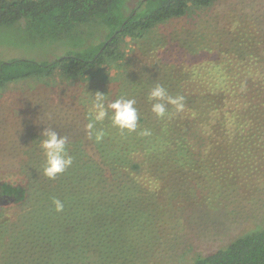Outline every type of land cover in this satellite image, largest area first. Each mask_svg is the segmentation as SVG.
Listing matches in <instances>:
<instances>
[{"label":"trees","instance_id":"obj_1","mask_svg":"<svg viewBox=\"0 0 264 264\" xmlns=\"http://www.w3.org/2000/svg\"><path fill=\"white\" fill-rule=\"evenodd\" d=\"M216 1L0 0V27L17 25L33 42L73 40L83 26L96 24L106 32L97 46L66 51L50 62L0 61V90L20 82L53 87L61 79L95 89L117 81L109 101L135 99L139 115L132 133L112 127L109 119L99 123L106 133L99 144L85 131L90 107L82 126L51 125L67 137L73 158L55 179L43 175L41 139L23 142L34 154L18 171L0 172V264H147L143 249L155 246L148 233L162 216L168 223L179 217L167 215L164 197L182 202L183 186L196 183L202 169L207 180L216 181L214 172L240 168L253 147L264 143V54L240 48L234 61L211 63L192 46L180 52L167 48V41L145 51L132 73L124 70L127 39H143L156 26ZM156 83L185 98L182 112L168 106L162 119L152 113L148 94ZM145 129L150 136L140 134ZM210 163L215 169L209 172ZM158 195L164 196L161 202ZM54 199L63 202L62 212H55ZM151 200L161 214L147 208ZM190 264H264V228L197 255Z\"/></svg>","mask_w":264,"mask_h":264},{"label":"rangeland","instance_id":"obj_2","mask_svg":"<svg viewBox=\"0 0 264 264\" xmlns=\"http://www.w3.org/2000/svg\"><path fill=\"white\" fill-rule=\"evenodd\" d=\"M139 1L127 0L130 5ZM81 32L82 36L73 40L44 43L31 41L17 25L1 26L0 61L32 58L50 62L66 51L97 46L106 34L99 24L83 26ZM167 41H170L167 48L180 52L185 50L184 45L192 46L199 59L211 63L217 58L222 62L234 61L240 48L244 52L252 51L251 55H263L264 0H218L208 8L190 10L185 17L156 26L143 39H127L125 52L129 67L124 70L128 75L132 73L144 59L145 51L159 49ZM58 81L53 87L20 82L0 90V172L18 171L20 164H25L27 157L34 154L27 151L28 145L24 146L23 142L32 137L43 139L41 133L45 127L50 129L59 123L82 126V119L85 121L87 110L92 108L89 93H104L111 102V89L120 85L113 81L111 85L92 89L87 84ZM253 148V155L240 168L230 173L214 172L216 181L207 180L208 173L202 169L196 183L183 186L186 192L182 202H173L168 195L157 196L160 202L164 197L169 203L167 215L179 217L168 223L163 221L166 216H162L159 220L162 222L148 233L149 241L156 247L143 249L147 264H190L197 255L215 252L236 237L264 228V143L258 142ZM227 167L233 168L231 164ZM213 169L210 163L207 171ZM218 173L223 176L222 182H218ZM192 174H185V179L192 178ZM187 194L190 197L186 198ZM147 208L155 215L162 213L152 200Z\"/></svg>","mask_w":264,"mask_h":264},{"label":"clouds","instance_id":"obj_3","mask_svg":"<svg viewBox=\"0 0 264 264\" xmlns=\"http://www.w3.org/2000/svg\"><path fill=\"white\" fill-rule=\"evenodd\" d=\"M92 98V114L88 118L85 131L89 139H93L99 144L103 141L106 133L97 125L105 119H109L111 126L121 132H135L138 128V110L135 99H128L123 96L108 102L104 93H89ZM148 100L151 103V111L158 119L164 118L168 114V106H173L177 113L182 112L185 107V98L181 95L172 96L167 89L156 83L150 89ZM142 136H150L151 131L145 129L140 133ZM43 139L40 140L39 147L45 157L43 165V175L48 179H55L57 175L63 174L73 163V158L68 154L67 137L60 136L56 131L44 128L41 133ZM54 210L60 213L64 209V204L59 199L53 200Z\"/></svg>","mask_w":264,"mask_h":264}]
</instances>
